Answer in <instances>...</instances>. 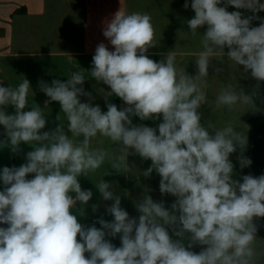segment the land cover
Returning <instances> with one entry per match:
<instances>
[{"label":"clouds","instance_id":"obj_1","mask_svg":"<svg viewBox=\"0 0 264 264\" xmlns=\"http://www.w3.org/2000/svg\"><path fill=\"white\" fill-rule=\"evenodd\" d=\"M229 6L237 11L229 12ZM184 7H189L187 0ZM190 7L194 16L186 25L191 34L206 26L195 76L177 68L174 51L160 62L149 58L148 50L157 46L149 14L120 10L106 22L103 35L114 51L100 43L88 73L109 87L106 98L115 95L127 105L121 110L107 103L104 112L99 105L81 102L80 96L89 101L92 96L81 87L83 73L74 71L66 82H41V91L50 102H58L63 113L55 130L41 132L47 123L44 109L34 103L25 110L30 82L24 78L16 87L0 84L5 143L14 153L21 143L34 147L27 163L0 171V225H7L0 227V264H255L254 218L264 217V175L234 179L230 155L237 147L243 152L246 135L231 122L223 128L206 127L198 110L206 102L202 82L213 58L226 56L264 82V20L252 26L264 3L191 0ZM239 9L253 15L243 17ZM238 104L255 106L252 95L237 92L231 84L216 97L217 107L232 110ZM8 106L14 107V114L6 112ZM133 116L142 121L162 117V122L158 128L137 126ZM98 136L118 145L119 156L93 149ZM130 154L151 160L143 176L155 171L161 177V194L176 197L171 209L145 194L136 203L138 219L130 218L121 198L102 180L96 187L104 200L114 201L107 208L114 219H100V228L79 223L71 210L77 202L86 205L92 192L82 190L78 177L95 172L106 158L121 172ZM238 159L241 168L252 163L243 155ZM29 174L33 178L28 179ZM169 228L179 239H173ZM117 235L120 247L106 238ZM195 245L202 246L199 253L191 250Z\"/></svg>","mask_w":264,"mask_h":264},{"label":"rangeland","instance_id":"obj_2","mask_svg":"<svg viewBox=\"0 0 264 264\" xmlns=\"http://www.w3.org/2000/svg\"><path fill=\"white\" fill-rule=\"evenodd\" d=\"M81 2L82 0H50V13L48 14V18L51 25L47 29V33H53V35L58 36L66 33L78 35L82 29V21L84 18V11L80 8ZM128 2L129 14L137 12L136 6L133 5L134 0H129ZM231 8L233 11H237L234 7L231 6ZM239 11H241L243 17L253 15L252 12L245 9H239ZM255 15L260 19H254L252 26L258 27L261 20H264V11L258 12ZM71 22L73 23L72 26L70 25ZM205 31L206 29L201 30L197 34L199 33L202 37ZM182 35V29H155L157 46L150 48L147 55L150 59L160 62L166 56V54L162 53L165 51H174L176 54L177 68L185 69L186 74L195 76L198 73L195 63L197 55H184L183 52L189 49L202 51L203 49L200 43L201 37L198 42H188ZM195 36L199 38L197 35ZM227 51L225 49V52ZM64 63L66 61H63ZM72 63V68H74V62ZM217 68L222 69V71L217 72ZM229 84L233 85L237 92L242 89L252 95L255 106L238 104L232 110H229L226 106L217 107L216 97ZM202 90L206 93V102L198 110L201 114V123L206 127L211 125L213 128H223L228 122H231L236 131L245 134L247 137V145L243 152L237 147V150L230 155V160L234 165L233 178L242 182L244 175H252L253 177L264 175V82L255 80L251 77L250 71L245 73L243 66L234 64L225 56L223 59L213 58L211 60L208 76L202 82ZM97 95L102 97L104 93L99 92ZM107 103L115 104L118 110L127 106L119 97L110 95L101 108L104 112L107 111ZM44 113L47 121L44 128L45 132H51L60 124L57 117L60 115L63 119V113H61L59 103L48 101ZM131 119L134 125H144L153 128H158V124L162 122V117L158 120L150 119L142 121L139 117L133 116ZM64 125L65 129H67V121H64ZM65 132L71 136L68 129ZM91 147L93 149L103 148L112 158L118 157L120 154L116 151L118 145L111 144L108 139L99 136L93 140ZM32 150H34L33 145H31ZM133 151L130 149V153ZM241 155L252 161L250 166L241 168L238 159ZM151 163V160H144L137 154H130L127 157V165L122 166L121 172H118L111 168L109 159L106 158L104 164L95 172H90L88 176L81 175L78 177L82 190H90L92 192V198L86 205H81L77 202L71 210L72 214L76 215L78 222L85 227L95 225L97 228H100L101 225L98 223L100 219L107 222H111L114 219L107 211V208L114 201L104 200L96 187V184L102 180L108 182L111 185L110 190L121 198V207L128 212L130 218L138 219L139 212L136 209V203L145 194L151 196L154 201H163L165 207L170 210L176 197L171 194H161L159 189L161 177L155 171L149 177L143 176V171L147 170L151 166ZM33 175L29 174L28 179L33 178ZM72 195L74 196L75 194L73 193ZM94 205L96 206L95 211H93ZM254 223L257 227V239L254 247L258 253L255 264H264V217L254 218ZM0 227H5V225H0ZM168 231L173 236V239H179L172 233L170 228ZM106 238L114 246H121L119 235L115 238ZM184 243L187 246L189 241L185 239ZM191 250L199 253L202 250V246L195 245ZM85 255L87 256L88 254L86 253Z\"/></svg>","mask_w":264,"mask_h":264},{"label":"crops","instance_id":"obj_3","mask_svg":"<svg viewBox=\"0 0 264 264\" xmlns=\"http://www.w3.org/2000/svg\"><path fill=\"white\" fill-rule=\"evenodd\" d=\"M128 1L82 0L80 8L84 11V18L80 33L58 36L47 33L51 25L48 18L50 0H0V84L16 87L26 78L31 89L28 93L29 104L25 110H31L34 103L45 110L49 98L41 91V82L49 85L54 79L66 82L72 72L79 71L85 77L81 87L92 96L91 101L88 96H80L81 102H91L93 106L99 105L102 108L110 89L90 77L88 72L92 69V58L100 43L114 51L103 31L106 22L115 13L120 10L129 13ZM185 2L186 0H134L133 5L137 12L151 16L156 30L182 29L184 39L198 42L200 34L196 33L199 38L192 35L186 25V21L194 16L190 7L191 0H187V9L184 7ZM260 2L264 3V0ZM227 10L233 11L231 6ZM205 29L206 26L198 30L201 32ZM168 52L162 54L167 55ZM199 52L197 49H189L183 54L198 55ZM63 61L66 63L63 64ZM99 92L104 95L99 97ZM5 110L8 114L15 113L13 106H8ZM41 132H45V129ZM5 142L6 132L0 125V171L4 167H19L27 163L26 155L31 151L30 144L21 143L19 150L14 153ZM3 188L0 181V191Z\"/></svg>","mask_w":264,"mask_h":264},{"label":"trees","instance_id":"obj_4","mask_svg":"<svg viewBox=\"0 0 264 264\" xmlns=\"http://www.w3.org/2000/svg\"><path fill=\"white\" fill-rule=\"evenodd\" d=\"M5 227H7V225H5Z\"/></svg>","mask_w":264,"mask_h":264}]
</instances>
